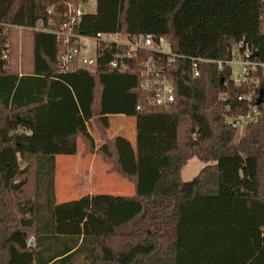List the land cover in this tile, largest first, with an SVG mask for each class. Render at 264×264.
<instances>
[{
	"label": "trees",
	"instance_id": "obj_1",
	"mask_svg": "<svg viewBox=\"0 0 264 264\" xmlns=\"http://www.w3.org/2000/svg\"><path fill=\"white\" fill-rule=\"evenodd\" d=\"M81 2L0 0V23L58 28L67 6ZM263 14L264 0H99L79 29L162 37L175 54L206 60L225 59L244 38L264 62ZM7 42L0 35V264H72L78 256L84 264H264V110L234 142L225 107L234 112L245 88L228 71L204 63L194 78L190 60H178L167 71L175 101L159 107L140 88L146 54L122 73L102 58L93 72L60 74L57 37L34 32L32 73L19 77L2 59ZM108 116L134 121H126L133 174L117 150L126 125L110 138L120 120L106 129ZM84 118L112 152L103 157L107 173L131 183L133 195L57 204L56 157L77 155ZM97 154L84 149L81 157ZM192 158L204 166L185 182Z\"/></svg>",
	"mask_w": 264,
	"mask_h": 264
},
{
	"label": "built area",
	"instance_id": "obj_2",
	"mask_svg": "<svg viewBox=\"0 0 264 264\" xmlns=\"http://www.w3.org/2000/svg\"><path fill=\"white\" fill-rule=\"evenodd\" d=\"M55 6L47 9V15H53ZM84 11L81 5L74 8L68 5L63 17L65 22L58 28H52V21L47 26L39 23L34 28H23L0 23V35L7 34L11 29L28 30L31 33L44 32L57 37L61 46L58 54V72L60 74L77 73L79 70L93 72L99 61L107 60L108 68L113 72L122 73L130 68L131 62L140 54L147 57L140 61V88L149 96L152 106L168 107L175 101L174 85L167 76L169 68L178 60L188 59L191 62L192 76L199 77L200 64H213L219 71H228L229 81L236 87H244L245 92L237 97L240 106L231 112L230 106L225 107V122L233 129L246 128L256 122L264 110V62L257 60L251 46L244 38L233 43L227 49V56L222 60H206L202 58H186L175 54L165 38L153 35H125L116 31L97 32L92 35L83 34L79 24ZM91 14V13H87ZM262 34L264 35V14ZM8 42L2 55L3 60L9 58ZM262 92L261 103L257 100ZM226 95L219 100L226 101ZM143 108L138 106L137 110ZM30 244V242H29Z\"/></svg>",
	"mask_w": 264,
	"mask_h": 264
},
{
	"label": "rangeland",
	"instance_id": "obj_3",
	"mask_svg": "<svg viewBox=\"0 0 264 264\" xmlns=\"http://www.w3.org/2000/svg\"><path fill=\"white\" fill-rule=\"evenodd\" d=\"M113 2L115 0H112ZM99 0H85L84 2H81V9L84 11V13H95L96 12V6L98 4ZM111 3H109L110 5ZM113 25V24H112ZM8 47H9V58H8V68L10 72H14V74H22V75H29L32 73V64H33V42H32V33L28 30H18V29H11L8 35ZM84 120L86 121L84 123ZM84 120H79V129L82 132L85 139H80L77 145L78 148V155H76V160H72V164L74 167L77 166L79 163V172L81 175H89L88 169L85 170V160H90L91 155L81 157L82 152L84 149L87 151L94 150L100 152V154L96 155V174L97 177L94 179V185L92 188H95L97 184V180L100 181V183H103L107 186V188L104 190V192H101L103 194L107 195H117L115 194L117 191V185L119 187H122L123 194H119L120 196H124L128 193V190L126 187L131 188V192H133V186L131 183H129L127 180L123 179L116 173L108 174L106 169H109L111 166L104 160V156L106 157H112V152H108L106 150V147H103V153H101L100 150H96L99 144H101L98 141V131L96 127L93 125V123L89 122L86 118ZM118 119H113L108 117H105L100 121V123L106 128L112 130V127L115 125L116 122H118ZM87 124V126H85ZM134 125V124H133ZM122 131V134L120 136V142L117 150L119 151L121 155V168L129 173L133 174L134 170L130 164L131 158H130V139H131V129L130 125H126ZM245 128L242 129H235V140L234 142H238L240 138L245 133ZM101 155H103L101 157ZM114 160V159H113ZM78 162V163H77ZM115 164V162H113ZM66 163H63L61 159L57 162V170H56V183H55V198L57 204L63 203L65 201H69L70 199H77L78 197L82 196L83 193L79 194L77 196L78 192H81V188L83 184L81 185V181L84 180L83 177H81L80 174H78L76 171H68ZM204 165L199 162L196 158L190 159L186 166L183 168L181 172V178L183 181H190L193 179L200 169ZM65 169V170H64ZM67 178L68 179V185H63V180ZM125 191H124V188ZM87 190L90 188L91 185L86 187ZM120 189V188H119ZM41 202V200H39ZM29 242L31 244H34V239L30 238ZM72 264H84L83 260L80 256H78L76 259L73 260Z\"/></svg>",
	"mask_w": 264,
	"mask_h": 264
},
{
	"label": "crops",
	"instance_id": "obj_4",
	"mask_svg": "<svg viewBox=\"0 0 264 264\" xmlns=\"http://www.w3.org/2000/svg\"><path fill=\"white\" fill-rule=\"evenodd\" d=\"M12 73H14V72H12ZM18 76L21 77V76H24V75L18 74ZM113 119H119L120 121H119V123H116V125H115V127H114V129L112 131L108 130L110 138H114V134L112 132H117V130L120 127H123L124 125H126L127 122L129 124H133V122H134L132 119L130 120V119H128L126 117H122V116H113ZM100 120H101V118H100ZM131 128H133V125H132ZM121 129H123V128H121ZM98 141L101 144H99L100 146H98V148H96V150H100L101 153L104 154V152L102 150L103 147H104V143L101 140H99V139H98ZM78 154L79 153L77 151V155ZM131 158H132V163H133V152H131ZM59 159H61L63 163L67 164V166H65V167L67 168L68 171H74V172L76 171L78 174H80V172H79V168L80 167H79V163L78 162H77L78 163L77 166H75V167L73 165H70V164H72L71 162H72L73 159L76 160V156H72V157H70V156H58V157H56V170H57V162H58ZM95 163H96V155H92L90 160L86 159L85 162H84L85 168H86L85 170L88 169V171L90 173L87 176H86V174L85 175L84 174L83 175L80 174L81 177L84 178V180H82L81 183H80L81 185L83 184V186L81 188L82 189L81 192H78L77 196H79V194H81V193H83V195L78 197L77 199L76 198L75 199H70L69 201H65L63 203L71 202V201H74V200H78V199H80L81 197H83L85 195L92 196V195H97V194H103L101 192H104V190L107 188V186L105 184H103V183H100V181L97 180V184H96L95 188H92V186L94 185V179H95V177H97ZM106 170H108V169H106ZM55 183H56V171H55ZM62 183H63V185L67 186L68 185V179L65 178ZM86 185L87 186L91 185V190H90V188H88V190H87V188H85ZM123 188H124V186H123ZM126 188L128 190V193L126 195H124V196L133 195V192H131L132 191L131 188H129V187H126ZM116 190L117 191H115L116 192L115 194H117V195H112V196L122 197L123 195L122 196L119 195L121 193L123 194L122 187H119V185H117ZM124 191H125V188H124Z\"/></svg>",
	"mask_w": 264,
	"mask_h": 264
},
{
	"label": "water",
	"instance_id": "obj_5",
	"mask_svg": "<svg viewBox=\"0 0 264 264\" xmlns=\"http://www.w3.org/2000/svg\"><path fill=\"white\" fill-rule=\"evenodd\" d=\"M84 1L85 0H82V2H84ZM254 55L257 56V54H254ZM261 97H262V92H260V96H259V98L257 100V104H260L261 103ZM19 186H20V184H17V185L14 186V188H17Z\"/></svg>",
	"mask_w": 264,
	"mask_h": 264
}]
</instances>
